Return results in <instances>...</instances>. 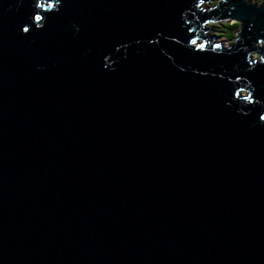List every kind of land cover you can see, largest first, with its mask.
I'll use <instances>...</instances> for the list:
<instances>
[{
  "label": "water",
  "instance_id": "water-1",
  "mask_svg": "<svg viewBox=\"0 0 264 264\" xmlns=\"http://www.w3.org/2000/svg\"><path fill=\"white\" fill-rule=\"evenodd\" d=\"M203 2L0 0V264H264V0Z\"/></svg>",
  "mask_w": 264,
  "mask_h": 264
},
{
  "label": "rangeland",
  "instance_id": "rangeland-1",
  "mask_svg": "<svg viewBox=\"0 0 264 264\" xmlns=\"http://www.w3.org/2000/svg\"><path fill=\"white\" fill-rule=\"evenodd\" d=\"M216 1L218 0H205L203 2V7L204 8H209L211 7L214 3H216ZM252 2H256L257 4H260L262 2V0H252ZM220 27V23H213V24H209L206 25L204 28H212V31H208V34L211 36H214V41L217 42L221 47L223 48H227L230 46L231 44V40H229V38H224L221 36V33H219V28Z\"/></svg>",
  "mask_w": 264,
  "mask_h": 264
},
{
  "label": "trees",
  "instance_id": "trees-1",
  "mask_svg": "<svg viewBox=\"0 0 264 264\" xmlns=\"http://www.w3.org/2000/svg\"><path fill=\"white\" fill-rule=\"evenodd\" d=\"M249 1L252 2V0H249ZM254 3L257 4L256 2ZM238 28H239V25L236 22H223L222 21L218 29L222 37L229 38V40L232 41Z\"/></svg>",
  "mask_w": 264,
  "mask_h": 264
},
{
  "label": "clouds",
  "instance_id": "clouds-1",
  "mask_svg": "<svg viewBox=\"0 0 264 264\" xmlns=\"http://www.w3.org/2000/svg\"><path fill=\"white\" fill-rule=\"evenodd\" d=\"M205 1V0H204ZM252 3V2H251ZM253 4H255V3H253ZM215 5V3L211 6V7H209V8H212L213 6ZM257 5H259V4H257ZM223 20H221V21H217V22H207V23H205L204 24V26L203 27H205L206 25H209V24H215V23H221ZM223 22H234V21H223ZM204 29H206L205 31H204V33L207 35V36H210V37H212L213 38V41H214V36H211V35H209L208 34V31H211L212 30V28H210L211 30H208V28H204ZM239 29V28H238ZM238 31V30H237ZM236 31V32H237ZM235 37V36H234ZM234 39V38H233ZM233 39H232V41H233ZM215 42V41H214ZM215 43H217V42H215ZM218 44V43H217ZM219 45V44H218Z\"/></svg>",
  "mask_w": 264,
  "mask_h": 264
}]
</instances>
